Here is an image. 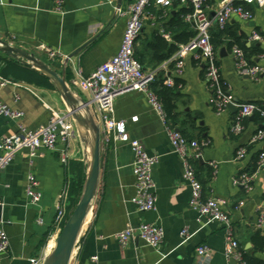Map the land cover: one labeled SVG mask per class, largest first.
Returning <instances> with one entry per match:
<instances>
[{"label":"crops","instance_id":"1","mask_svg":"<svg viewBox=\"0 0 264 264\" xmlns=\"http://www.w3.org/2000/svg\"><path fill=\"white\" fill-rule=\"evenodd\" d=\"M135 1L65 0L64 10L59 12L53 0H0V38L35 53L59 72L64 69L66 57L51 58L50 50L59 51L67 58L73 55L67 65V79L89 99L91 94L77 88L73 80L78 73L90 75L118 52L127 15L119 14L116 7L126 9ZM222 2L208 0L205 4L208 15L214 19L211 31L221 28L215 17ZM184 6L187 5L175 3L171 7H161L152 4L151 10H147L141 36L152 38L158 33L172 42V33L166 31L168 21ZM246 7L253 18L245 20L233 16L224 27L227 42L241 37L250 49L261 50L258 54L247 55L253 62L264 66V6L251 4ZM186 23L189 42L195 37L196 30L191 23ZM254 30L262 39H252ZM193 33L195 35L191 36ZM185 43H180L179 48ZM138 46L142 44L139 42ZM217 50L226 92L237 103H264V75L258 78L240 75L231 47L223 45ZM176 52L148 70L163 71L165 81L168 77L174 79L176 128L186 137L204 143L203 159L194 163L204 186L205 198L224 201L223 207L232 218L233 233L243 252L264 260V249L258 251L252 240L257 230L264 236V165H260L264 139L253 142L264 120L257 113L249 116L244 120L243 131L236 133L232 126L239 111L238 105H235L236 110L228 107L218 112L210 103L212 89L206 78L204 62L196 57V52H191L184 57V69L178 75L175 73L176 62L172 60ZM0 76L10 80L0 93L1 100L25 112L22 123L28 129L48 124L52 110L68 112L55 87L37 85L14 76L5 77L1 73ZM115 116L126 120L131 138L139 139L149 154L159 157L153 169L156 208L141 211L131 201L135 194L134 152L128 142L107 134L99 123L101 171L98 193L70 264H91L94 254L100 256L102 264H242L238 258H227L224 253V226L207 218L198 220V212L190 205L191 187L183 178L180 155L171 142L165 122L151 106L147 95L138 90L118 92ZM17 130L18 122L0 118V141ZM242 147L247 149L246 156L237 159ZM83 159V144L79 136L72 141L68 166L62 164L56 151L42 149L40 154L32 157L27 148H22L1 172L2 220L10 247L0 257L6 264H34L35 260L47 255L49 244L55 245L58 235L54 226L56 202L64 193L68 200L71 163ZM245 172L254 174L250 191L233 183L234 177ZM29 173L35 175L42 192L38 203H31L27 195ZM39 216L43 218L42 223L38 222ZM142 222L156 223L164 228V242L159 249L139 238L132 239L125 246L118 241L116 234L119 231ZM184 229H188L186 236L181 234ZM201 244H208L212 249L211 258L206 262L197 255V247Z\"/></svg>","mask_w":264,"mask_h":264},{"label":"built area","instance_id":"2","mask_svg":"<svg viewBox=\"0 0 264 264\" xmlns=\"http://www.w3.org/2000/svg\"><path fill=\"white\" fill-rule=\"evenodd\" d=\"M55 9L63 12L65 0H53ZM208 0H136L126 9L121 6L116 7L119 14L127 15V24L123 34L118 52L109 60L100 64L90 75L83 76L78 73L73 80V84L80 90L88 91L91 94L90 105L93 107L97 121L103 125L107 134H113L114 138L126 141L130 144L134 152L133 172L135 175V194L131 201L137 205L141 211H150L156 208L157 195L156 184L153 177V169L159 157L151 155L146 150L143 143L136 138H131L126 125V120L118 119L115 116V97L118 92L138 90L144 92L153 109L165 122L171 142L175 150L180 155L184 168L183 178L191 187L190 205L199 216L198 220L207 218L210 221H217L224 226L226 231L224 253L227 258H238L242 264H246L243 259V249L240 242L233 233V222L229 213L224 209V201L219 198H205L204 186L198 177L195 161L203 159L202 145L196 139L186 137L176 127L168 124L167 113L159 95L153 90L151 84L155 80L158 70L145 69L142 63L135 56L137 39L140 36L144 19L148 8L154 4L161 7H171L177 3L189 5L191 10L186 14L185 19L191 23L196 30V35L189 42L182 44L172 60L176 62L175 73L182 74L184 69V57L196 52V57L205 64L206 78L212 89L210 103L218 112L228 108L230 103L238 105L239 111L234 118L233 130L240 133L244 129V120L254 114H260L264 120V103L246 102L237 103L232 96L226 92V84L221 78L218 64V50L211 42V28L214 19L211 18L205 4ZM257 4L264 6V0H223L215 21L221 28L233 16H239L245 20L253 18L252 12L246 5ZM252 39H262L256 30L252 33ZM198 49V51H196ZM231 54L235 59L238 73L243 76L258 78L264 75V66L255 63L247 55L246 51L238 44L231 46ZM51 58L67 56L59 51L50 50ZM166 84L174 85V79L168 77ZM10 83V80L0 76V93L3 88ZM53 115L48 124L37 129H28L22 119L25 116L23 110L14 109L0 98V118L7 117L18 122V130L5 136L0 141V174L14 160L17 152L22 148H27L32 157L40 154L42 149H48L59 153L60 161L68 166L71 159L72 141L78 139L79 132L74 118L67 113L52 110ZM264 139V124L253 137V142ZM247 149L242 147L237 153V159L246 156ZM260 165H264V151L260 153ZM254 174L242 173L233 178L236 186H242L248 191L252 189ZM38 180L33 173L28 175L27 195L31 203H38L41 200L42 192L38 188ZM67 194L60 195L56 202L57 214L54 226L58 233L68 216ZM38 222L42 223L43 218L38 217ZM57 233V234H58ZM188 234V229L181 233ZM121 245H127L132 239H142L148 245L159 249L165 237V230L162 226L152 222H142L138 226H128L116 234ZM10 247V239L2 220V203L0 202V254H4ZM48 247H53L50 244ZM212 249L208 244H201L197 247V255L202 261L211 258ZM44 257L35 260L34 264H43ZM0 264H6L0 257ZM91 264H102L100 256L94 254L91 257Z\"/></svg>","mask_w":264,"mask_h":264},{"label":"water","instance_id":"3","mask_svg":"<svg viewBox=\"0 0 264 264\" xmlns=\"http://www.w3.org/2000/svg\"><path fill=\"white\" fill-rule=\"evenodd\" d=\"M0 52L40 72L53 82L67 105L68 114L74 118L78 128L83 144L85 166L82 192L56 238L55 245L47 253L43 262V264H70L79 236L98 193L101 171V126L95 118L90 100L84 98L67 79V65L73 55L65 59L64 69L59 72L35 53L2 38H0ZM228 107L237 109L232 103Z\"/></svg>","mask_w":264,"mask_h":264},{"label":"trees","instance_id":"4","mask_svg":"<svg viewBox=\"0 0 264 264\" xmlns=\"http://www.w3.org/2000/svg\"><path fill=\"white\" fill-rule=\"evenodd\" d=\"M151 7V6H150ZM148 8V10L150 9ZM151 10V9H150ZM191 10L190 6H184L178 10L175 14L171 15V18L168 21L166 31H170L173 35V41L169 42L163 36L156 33L152 38L144 39L141 34L137 39L135 56L142 63L145 69L150 68L151 66H157L160 63L168 60L179 48L180 43H185L189 40L190 34L186 31L188 24L186 23L185 16ZM195 33H193L194 36ZM141 43L142 46H138V43ZM211 42L214 47L217 49L220 46L225 45L226 47H231L233 44L240 45L246 53L249 54H258L261 52L259 49H250L246 46L245 41H242L241 37L235 38L231 42H227V33L225 29L219 28L214 31H211ZM2 67V65H4ZM173 64H171L172 66ZM0 73L5 76H14L15 78L24 79L30 83H36L37 85L46 86V87H55L53 82H51L45 75L40 72L21 64L20 62L9 58L7 55H3L0 52ZM153 90L161 98L164 108L167 113V118L169 124L173 127H177L178 117L176 113L177 105L174 102L176 96V88L174 86H169L165 83V75L163 71H158L155 80L151 84ZM71 172L74 168L77 169V187L75 183L73 184L74 188L71 189V194H78V198L68 211L75 207L79 196L81 194L83 183L85 179V166L83 161L71 163ZM74 165V168H73ZM72 182V180H71ZM68 213V216H69ZM67 216V218H68ZM66 218V219H67ZM252 240L258 251L264 249V236L259 230L254 232L252 235ZM243 259L246 261V264H264V260L258 256L247 254L243 252Z\"/></svg>","mask_w":264,"mask_h":264},{"label":"rangeland","instance_id":"5","mask_svg":"<svg viewBox=\"0 0 264 264\" xmlns=\"http://www.w3.org/2000/svg\"><path fill=\"white\" fill-rule=\"evenodd\" d=\"M84 97H86V99H87V97L88 96H86V94H84L83 95ZM73 168H74V165H73ZM72 182H71V184H70V193H69V197H68V207L70 206V208L72 207V206H74V204H75V202H76V200H77V198H78V194H79V192H78V194L76 195V193L75 194H71V189L72 188H74V186H73V184L75 183V186L77 187V180H78V177H77V169L76 168H74L73 170H72ZM82 192V191H81ZM80 197V196H79ZM79 200V199H78ZM78 202V201H77ZM68 213H69V211H68ZM58 235H59V233H58ZM58 235H57V237H58Z\"/></svg>","mask_w":264,"mask_h":264},{"label":"bare ground","instance_id":"6","mask_svg":"<svg viewBox=\"0 0 264 264\" xmlns=\"http://www.w3.org/2000/svg\"><path fill=\"white\" fill-rule=\"evenodd\" d=\"M52 242H53V241H52ZM52 248H53V247H50V248H49V252L51 251ZM49 252H48V253H49Z\"/></svg>","mask_w":264,"mask_h":264}]
</instances>
